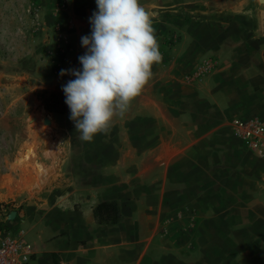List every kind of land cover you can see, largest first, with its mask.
<instances>
[{
  "label": "crops",
  "instance_id": "1",
  "mask_svg": "<svg viewBox=\"0 0 264 264\" xmlns=\"http://www.w3.org/2000/svg\"><path fill=\"white\" fill-rule=\"evenodd\" d=\"M34 1L49 73L38 76L36 57L38 73L25 72L23 86L54 91L75 79L61 70L82 71L81 38L91 36L98 7ZM139 2L162 56L149 84L90 142L79 139L70 110L29 127L17 150L32 151L28 172L10 158L0 174V211L15 213L3 224L25 225L26 264H264V156L230 126L264 124V4L209 12L196 0L189 19L166 14L171 0ZM101 202L117 204L116 224L96 222Z\"/></svg>",
  "mask_w": 264,
  "mask_h": 264
},
{
  "label": "clouds",
  "instance_id": "2",
  "mask_svg": "<svg viewBox=\"0 0 264 264\" xmlns=\"http://www.w3.org/2000/svg\"><path fill=\"white\" fill-rule=\"evenodd\" d=\"M98 12L89 23L91 36H83L87 49L80 56L82 71L61 70L72 75L62 86L70 120L79 139L90 142L107 133L117 117H123L131 103L152 79V67L161 53L152 14L139 0H96Z\"/></svg>",
  "mask_w": 264,
  "mask_h": 264
},
{
  "label": "rangeland",
  "instance_id": "3",
  "mask_svg": "<svg viewBox=\"0 0 264 264\" xmlns=\"http://www.w3.org/2000/svg\"><path fill=\"white\" fill-rule=\"evenodd\" d=\"M171 1H173L172 10H166V14H171L173 17H182L186 14L189 19L198 14L195 11L196 0ZM34 2V0H0V174L7 168L10 158L17 161L16 159L22 154V152L18 154L17 150L29 127L36 123L41 125L43 117L53 118L70 110L62 88L49 91L35 87L30 91L23 86L25 72L34 74L39 72L38 76L44 78L48 77L49 73L42 71V68L45 64H49L50 59L40 47L36 46L38 25ZM203 2L205 9L211 12L216 6L222 7V10L235 8L242 0H203ZM263 2L264 0L259 4L263 5ZM162 13L164 12H157L156 17ZM175 40L174 37L165 39V44H173ZM27 57H30L29 60L33 63H28ZM36 57L41 68L37 70L38 72ZM33 107L38 108L39 113H30ZM42 125L47 126L44 123ZM13 166L18 169L15 162ZM27 168L26 164L22 170H19L28 172ZM4 212L5 214L0 211L2 222L9 220L8 210ZM25 229V225L16 227L5 223L0 231V237L6 230L9 231L10 236H15Z\"/></svg>",
  "mask_w": 264,
  "mask_h": 264
},
{
  "label": "built area",
  "instance_id": "4",
  "mask_svg": "<svg viewBox=\"0 0 264 264\" xmlns=\"http://www.w3.org/2000/svg\"><path fill=\"white\" fill-rule=\"evenodd\" d=\"M230 126L234 135L245 143L250 151L264 156L263 123L257 119H232ZM4 235L0 237V264H26L32 251L24 242L23 233L10 236L9 231L6 230Z\"/></svg>",
  "mask_w": 264,
  "mask_h": 264
},
{
  "label": "trees",
  "instance_id": "5",
  "mask_svg": "<svg viewBox=\"0 0 264 264\" xmlns=\"http://www.w3.org/2000/svg\"><path fill=\"white\" fill-rule=\"evenodd\" d=\"M93 216L98 224H116L119 211L115 202H101L93 207Z\"/></svg>",
  "mask_w": 264,
  "mask_h": 264
},
{
  "label": "bare ground",
  "instance_id": "6",
  "mask_svg": "<svg viewBox=\"0 0 264 264\" xmlns=\"http://www.w3.org/2000/svg\"><path fill=\"white\" fill-rule=\"evenodd\" d=\"M31 153H32V151L29 150V151L27 152L26 155L19 157V158L17 159V161H16V166H17V167H20V166L23 165V163H26V159L29 157V154H31ZM24 165H25V164H24ZM22 167H23V166H22Z\"/></svg>",
  "mask_w": 264,
  "mask_h": 264
},
{
  "label": "water",
  "instance_id": "7",
  "mask_svg": "<svg viewBox=\"0 0 264 264\" xmlns=\"http://www.w3.org/2000/svg\"><path fill=\"white\" fill-rule=\"evenodd\" d=\"M259 2H262V0H259ZM263 3H264V2H263ZM44 124H46V125L49 124V120H48V119H45V120H44ZM14 216H15V213L12 212V213L8 216V219L11 220V219H13ZM2 226H3V222L0 221V230H1Z\"/></svg>",
  "mask_w": 264,
  "mask_h": 264
}]
</instances>
